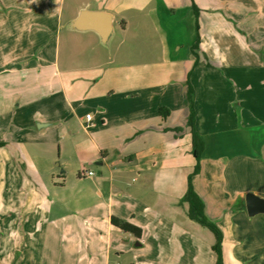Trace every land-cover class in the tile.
I'll list each match as a JSON object with an SVG mask.
<instances>
[{"label":"crops","instance_id":"obj_1","mask_svg":"<svg viewBox=\"0 0 264 264\" xmlns=\"http://www.w3.org/2000/svg\"><path fill=\"white\" fill-rule=\"evenodd\" d=\"M83 10L110 14L106 42L75 28ZM188 83L192 184L223 263L264 264V213L245 204L264 198V0H0V264H216L182 201Z\"/></svg>","mask_w":264,"mask_h":264},{"label":"trees","instance_id":"obj_2","mask_svg":"<svg viewBox=\"0 0 264 264\" xmlns=\"http://www.w3.org/2000/svg\"><path fill=\"white\" fill-rule=\"evenodd\" d=\"M195 8V7H194ZM196 10V8H195ZM197 11V10H196ZM195 45L194 48H196ZM187 99L189 103L190 114L188 118V125L191 128L192 132V142H193V154L196 159V166L193 173L189 176L188 181V190L183 198V202H187L189 205L188 215L189 217L198 222L203 227L209 229L215 236L216 242L213 245V250L217 255V263L216 264H224L223 263V250H222V242H223V233L221 229L211 221L205 214V205L199 195L196 193L194 186L192 184L193 176L199 174L201 170V156L204 150V141L197 132L195 128V93L193 87L188 83V92H187ZM114 224L121 228L126 232H131L136 236H141V229L129 224L127 222H123L117 219H114Z\"/></svg>","mask_w":264,"mask_h":264},{"label":"water","instance_id":"obj_3","mask_svg":"<svg viewBox=\"0 0 264 264\" xmlns=\"http://www.w3.org/2000/svg\"><path fill=\"white\" fill-rule=\"evenodd\" d=\"M78 30H94L102 40L106 42L111 34L112 19L110 14L105 12H91L83 10L74 22ZM246 210L249 216L264 213V198L247 193L245 195Z\"/></svg>","mask_w":264,"mask_h":264},{"label":"rangeland","instance_id":"obj_4","mask_svg":"<svg viewBox=\"0 0 264 264\" xmlns=\"http://www.w3.org/2000/svg\"><path fill=\"white\" fill-rule=\"evenodd\" d=\"M134 35H135L134 30H132V32H130V34H128L126 36V39H127V42H128L127 46L134 45V43H135ZM139 36H141V35H139ZM119 39L120 38H119L118 34L113 38V40L111 41V44H110V49L111 50L114 51ZM151 44H154L155 46H157L156 50L158 51V53H157V51H155V53L160 56V53H159L160 52L159 42H158V40L156 39V37L154 35L150 34L149 37L148 36H144V35L142 36V45L145 47V49H144V56L145 57L144 58H146V55H147L146 47L151 45ZM106 49H109V48H106ZM73 53L75 55V59H74V62H76L75 66L82 67V66H87V65L91 64L90 61H88V57L90 55V51L89 50L80 49L79 51H74ZM81 108H82L84 114H85V112H89L90 115H91V109H87L85 106H82ZM81 134H82V131H81ZM52 138H54V140H55L56 136H54V134H53ZM54 149H55L54 146H53V148L50 147V151H53ZM54 152H55V155H56L57 154V147H56ZM56 162L60 163V159H58ZM78 170H79V165L77 164V160L74 157L72 159V164H71V167L69 169V172H70V174L78 175Z\"/></svg>","mask_w":264,"mask_h":264},{"label":"built area","instance_id":"obj_5","mask_svg":"<svg viewBox=\"0 0 264 264\" xmlns=\"http://www.w3.org/2000/svg\"><path fill=\"white\" fill-rule=\"evenodd\" d=\"M87 119H88V120H91V115H87ZM93 174H94V173L91 172V171L87 172V175H89V176H92Z\"/></svg>","mask_w":264,"mask_h":264}]
</instances>
